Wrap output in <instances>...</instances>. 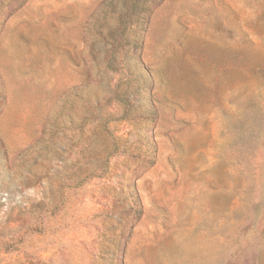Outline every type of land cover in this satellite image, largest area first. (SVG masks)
<instances>
[{"label":"rangeland","instance_id":"obj_1","mask_svg":"<svg viewBox=\"0 0 264 264\" xmlns=\"http://www.w3.org/2000/svg\"><path fill=\"white\" fill-rule=\"evenodd\" d=\"M0 264H264V0H0Z\"/></svg>","mask_w":264,"mask_h":264},{"label":"trees","instance_id":"obj_2","mask_svg":"<svg viewBox=\"0 0 264 264\" xmlns=\"http://www.w3.org/2000/svg\"><path fill=\"white\" fill-rule=\"evenodd\" d=\"M144 1H147V0H144ZM119 20V19H118ZM2 246H5V243H3V245Z\"/></svg>","mask_w":264,"mask_h":264}]
</instances>
